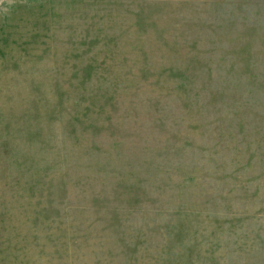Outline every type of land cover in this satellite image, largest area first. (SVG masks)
<instances>
[{
    "label": "rangeland",
    "instance_id": "1",
    "mask_svg": "<svg viewBox=\"0 0 264 264\" xmlns=\"http://www.w3.org/2000/svg\"><path fill=\"white\" fill-rule=\"evenodd\" d=\"M0 264H264V0H0Z\"/></svg>",
    "mask_w": 264,
    "mask_h": 264
}]
</instances>
